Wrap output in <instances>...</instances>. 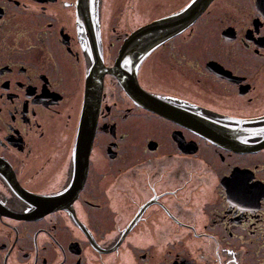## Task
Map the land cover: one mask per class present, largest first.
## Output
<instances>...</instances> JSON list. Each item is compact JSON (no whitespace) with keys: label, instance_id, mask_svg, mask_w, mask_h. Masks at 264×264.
I'll list each match as a JSON object with an SVG mask.
<instances>
[{"label":"flooded vegetation","instance_id":"af4514ba","mask_svg":"<svg viewBox=\"0 0 264 264\" xmlns=\"http://www.w3.org/2000/svg\"><path fill=\"white\" fill-rule=\"evenodd\" d=\"M105 3L0 0V264H264V0H210L152 48L149 106Z\"/></svg>","mask_w":264,"mask_h":264},{"label":"water","instance_id":"95a60500","mask_svg":"<svg viewBox=\"0 0 264 264\" xmlns=\"http://www.w3.org/2000/svg\"><path fill=\"white\" fill-rule=\"evenodd\" d=\"M210 0H191L190 3L177 13L157 18L145 25L137 27L127 37L124 44L119 50V60H122L125 56H132L134 58L135 67L131 73V82H121L125 86L127 93L140 105L149 106L148 100L144 93L141 91L136 78V70L143 59V57L153 47L165 40L172 31L184 28L186 24L194 20V18L204 9ZM167 24V25H166ZM173 25V26H170ZM128 84L132 87L128 88ZM152 107L166 114L160 103L156 100L151 101ZM92 110L82 116L81 126L78 133V147L77 152H81V143L85 142V135L88 133L91 135L93 129H89V119L92 117ZM184 123L191 128H195L199 133L210 136V126L204 124L203 119L198 122L194 120L193 116L183 117ZM199 126V127H198Z\"/></svg>","mask_w":264,"mask_h":264},{"label":"rangeland","instance_id":"374dc122","mask_svg":"<svg viewBox=\"0 0 264 264\" xmlns=\"http://www.w3.org/2000/svg\"><path fill=\"white\" fill-rule=\"evenodd\" d=\"M170 1L173 0H106L104 18L107 31H111V26H117L118 22H120V25L124 24L123 27L145 25L152 21L151 18L160 16L163 10L177 3ZM182 1L185 2L186 0ZM169 180L172 179L169 178Z\"/></svg>","mask_w":264,"mask_h":264}]
</instances>
